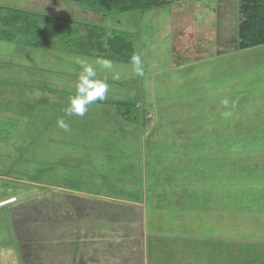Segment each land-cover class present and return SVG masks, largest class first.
Returning <instances> with one entry per match:
<instances>
[{
  "label": "rangeland",
  "instance_id": "obj_1",
  "mask_svg": "<svg viewBox=\"0 0 264 264\" xmlns=\"http://www.w3.org/2000/svg\"><path fill=\"white\" fill-rule=\"evenodd\" d=\"M187 1L169 0V8L115 15L117 23L110 20L114 15L93 22L108 36L133 42L144 70L134 82H123L133 65L121 62L103 69L97 59L73 56L71 65L68 60L60 64V71L75 74L63 77L72 84L82 71L78 61L92 64L97 78L109 85L105 100L140 102L137 110L132 107L137 118L129 113L116 121L119 112L109 104L88 106L83 117L66 116L62 106L55 111L40 106L46 122L24 113L20 105L13 106L14 115L0 106V264H18L29 246L36 248L28 242V228L41 215V196L48 194L40 185L134 195L141 214V225L139 220L134 225L143 227V234L148 230L142 247L151 264L164 259L169 243L178 247L174 252L184 263L264 264V46L222 59L197 57L186 46L178 51L173 42L178 38L166 32L167 13L173 12L175 23L181 21ZM205 1L216 7V0ZM72 5L63 19L94 21L90 11ZM4 13L0 19L6 20ZM49 18L48 23L61 22L64 39L76 35L61 17ZM51 28H35L36 42L30 40L34 28H28L21 41L51 47ZM68 39L61 38L56 49H73V39ZM103 42L100 36L93 45ZM47 80L70 90L59 76L53 83ZM58 112L69 123L68 131L58 126L59 119L48 121ZM110 129L113 134L106 133Z\"/></svg>",
  "mask_w": 264,
  "mask_h": 264
},
{
  "label": "crops",
  "instance_id": "obj_2",
  "mask_svg": "<svg viewBox=\"0 0 264 264\" xmlns=\"http://www.w3.org/2000/svg\"><path fill=\"white\" fill-rule=\"evenodd\" d=\"M167 1L168 4L165 6L169 8V0ZM216 3V7L212 9L210 4L203 0L187 1L185 3L187 7H184L180 14L181 21L177 23L173 19V12L168 11V27L165 28L172 37L178 38L173 41L178 51L185 50L186 46L188 52L198 54L197 57L202 55L215 58L216 55L217 58L222 59L227 55L231 57L232 52L235 54L239 51L249 52L248 50H257L264 46V0H216ZM69 4L63 0H0V11H2L0 18L5 17L4 11L8 17L6 20L0 19V106H8L12 115H14L13 106L20 105L24 108V113L32 118L41 116L40 121H46L45 116L37 110L38 107L46 106L53 110L61 106L69 107V98L75 95L74 87L77 82L72 84V81L67 79L68 76L72 77L75 74L60 71L62 68L60 64L67 62L69 57L71 59L74 58L73 56L90 59L103 57L132 65L131 57L128 60H115L109 57L108 41L114 33L108 36L101 25L93 24V22L103 23L108 14L96 12L89 6L72 3L76 9L79 7L90 11L94 21H84L81 17V20H65L63 17L66 16V8ZM115 15L110 19L113 22L108 21L109 23H117ZM48 16L61 17L69 25L71 32L76 33V35L71 34L70 39L66 38L68 42L73 39V49L60 46L56 49L55 43H60L61 38L66 40L61 35L63 25L61 22L54 24L51 20L48 23L46 19V17L50 19ZM1 21H3L2 25ZM44 26L52 27L51 29L57 33L54 32L49 38V42L54 41L51 47L45 45L37 47L36 43L32 45L27 44L25 40L21 41L22 36H25L24 39L28 36V28H34L30 30L33 33L30 40L36 42L40 28L38 30L35 28ZM99 27L100 29L102 27V30L98 29ZM100 36H103L104 42L93 45ZM119 39L116 40L117 45L120 43ZM79 42L81 45H78ZM45 47L52 52L47 54ZM133 49L132 42L131 56L134 54ZM249 55L250 53L247 57ZM67 63L71 65V60ZM58 76L60 81L67 82L71 86L67 87L71 91L61 90L49 84L48 78L52 79L51 83H53L55 79L58 81ZM136 76L132 69L131 75H128L123 82H134ZM63 77L67 78L63 79ZM121 77L119 76L120 79ZM10 98L14 100H8ZM118 99L111 97L110 100L97 101L89 106L109 104L114 107ZM139 103L135 102V107ZM61 117V113L58 112L50 116L48 121L60 120ZM114 119L120 121L124 118L118 113ZM99 121L100 124H104L106 119ZM112 130H115L113 132L116 135L121 133L116 129ZM110 132L111 129L106 133ZM40 186L48 194L41 196L43 199L40 206L41 215L36 217L37 221L31 222L32 225L30 224L28 228L31 230V241L28 242L37 246L33 250L28 247L27 253L22 254V262L18 257L20 264H151L148 259L149 252L145 254V246L142 247V241L146 239L148 230L143 234V227L139 226L137 234L134 225L135 221H141V214L138 215L140 209L137 207L140 201L132 200L134 195L121 198L119 195L94 190ZM13 231L17 237L21 235L14 228ZM131 244L134 246L132 249ZM152 247L155 249V244H152ZM165 248L167 252L162 256L164 259H158L155 254L154 257L158 260L152 261L153 264H189L184 263L183 258L175 254L178 247L169 243ZM154 249L152 255L156 251ZM19 262L17 261L18 264ZM200 264L207 263L200 262Z\"/></svg>",
  "mask_w": 264,
  "mask_h": 264
},
{
  "label": "clouds",
  "instance_id": "obj_3",
  "mask_svg": "<svg viewBox=\"0 0 264 264\" xmlns=\"http://www.w3.org/2000/svg\"><path fill=\"white\" fill-rule=\"evenodd\" d=\"M82 66V71L79 73L78 81L75 85V95L69 98V107L65 110L66 116H80L83 117L87 111L88 106L97 101H104L109 91V85L104 79L97 78L96 69L92 64L86 61H78ZM103 69H112L113 63L111 60L100 57L95 61ZM131 63L135 75L143 76L144 70L142 66L141 57L134 53L131 56ZM60 128L65 131L69 130V123L65 119L57 121Z\"/></svg>",
  "mask_w": 264,
  "mask_h": 264
},
{
  "label": "trees",
  "instance_id": "obj_4",
  "mask_svg": "<svg viewBox=\"0 0 264 264\" xmlns=\"http://www.w3.org/2000/svg\"><path fill=\"white\" fill-rule=\"evenodd\" d=\"M69 3L82 4L84 6H89L93 8L96 12L106 13L108 15H119L131 12L145 11L148 9L160 8L168 4L167 0H63ZM120 37V39H119ZM119 39L120 43L117 45L116 40ZM117 45H115V44ZM109 57L115 60H128L132 53V42L125 36L114 35L108 41ZM117 111L122 115V117L127 116L129 113L137 112L135 104L124 102V105H119L118 102L114 103ZM135 107V111L132 110ZM133 111V112H132ZM131 116L132 118H137V114ZM130 119L131 117H126ZM138 222V221H137ZM141 221H139V224ZM138 226H136L137 234Z\"/></svg>",
  "mask_w": 264,
  "mask_h": 264
},
{
  "label": "built area",
  "instance_id": "obj_5",
  "mask_svg": "<svg viewBox=\"0 0 264 264\" xmlns=\"http://www.w3.org/2000/svg\"><path fill=\"white\" fill-rule=\"evenodd\" d=\"M10 201V200H9Z\"/></svg>",
  "mask_w": 264,
  "mask_h": 264
}]
</instances>
